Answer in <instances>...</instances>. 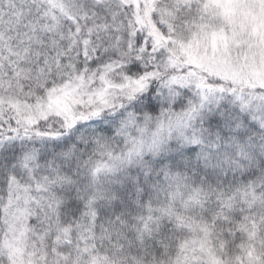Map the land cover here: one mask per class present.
<instances>
[{"label":"snow or ice","instance_id":"snow-or-ice-1","mask_svg":"<svg viewBox=\"0 0 264 264\" xmlns=\"http://www.w3.org/2000/svg\"><path fill=\"white\" fill-rule=\"evenodd\" d=\"M0 264H264V0H0Z\"/></svg>","mask_w":264,"mask_h":264}]
</instances>
